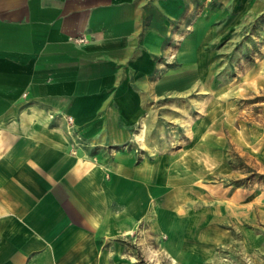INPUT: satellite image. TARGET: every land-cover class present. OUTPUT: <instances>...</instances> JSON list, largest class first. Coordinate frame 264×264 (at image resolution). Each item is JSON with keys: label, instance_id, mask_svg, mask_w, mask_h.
Masks as SVG:
<instances>
[{"label": "crops", "instance_id": "crops-1", "mask_svg": "<svg viewBox=\"0 0 264 264\" xmlns=\"http://www.w3.org/2000/svg\"><path fill=\"white\" fill-rule=\"evenodd\" d=\"M201 9L194 16L192 0H0V264H127L145 222L170 247L191 236L199 219L188 204H208L207 144L225 141L194 127L183 107L173 113L194 143L163 146L161 103L212 88L208 29L264 16V0Z\"/></svg>", "mask_w": 264, "mask_h": 264}, {"label": "rangeland", "instance_id": "rangeland-1", "mask_svg": "<svg viewBox=\"0 0 264 264\" xmlns=\"http://www.w3.org/2000/svg\"><path fill=\"white\" fill-rule=\"evenodd\" d=\"M192 3L195 16L206 3L212 11L216 0ZM214 20L208 29L213 36L209 50L217 59L214 86L206 93L195 89L192 99L162 102L167 120L156 136L167 147L185 144V139L194 143L181 135L179 123L184 122L173 113L183 107H192L194 127L201 123L215 138L220 131L224 147L207 144L210 172L202 189L208 204H188L187 211L197 212L199 220L191 223V236L180 247L164 244L165 236L152 234L145 222L142 243L129 242L127 264H264V201L255 196L264 192V71L257 70L264 63V16ZM237 131L246 144L235 141Z\"/></svg>", "mask_w": 264, "mask_h": 264}, {"label": "built area", "instance_id": "built-area-1", "mask_svg": "<svg viewBox=\"0 0 264 264\" xmlns=\"http://www.w3.org/2000/svg\"><path fill=\"white\" fill-rule=\"evenodd\" d=\"M77 41H78V42H84L85 39H84V38H79V39H77Z\"/></svg>", "mask_w": 264, "mask_h": 264}, {"label": "bare ground", "instance_id": "bare-ground-1", "mask_svg": "<svg viewBox=\"0 0 264 264\" xmlns=\"http://www.w3.org/2000/svg\"><path fill=\"white\" fill-rule=\"evenodd\" d=\"M139 137L141 138V135Z\"/></svg>", "mask_w": 264, "mask_h": 264}]
</instances>
